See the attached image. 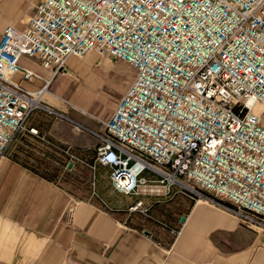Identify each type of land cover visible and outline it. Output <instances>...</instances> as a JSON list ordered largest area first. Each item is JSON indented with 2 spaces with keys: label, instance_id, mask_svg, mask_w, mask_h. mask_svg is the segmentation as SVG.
I'll use <instances>...</instances> for the list:
<instances>
[{
  "label": "built area",
  "instance_id": "1",
  "mask_svg": "<svg viewBox=\"0 0 264 264\" xmlns=\"http://www.w3.org/2000/svg\"><path fill=\"white\" fill-rule=\"evenodd\" d=\"M91 52L136 69L112 112L95 116L101 130L88 128L101 140L94 160L43 139L71 163L109 166L118 191L178 186L264 229V121L254 110L264 104V0H42L24 27L0 35V162L67 59ZM24 55L52 76L21 65ZM17 73L43 84L23 89Z\"/></svg>",
  "mask_w": 264,
  "mask_h": 264
},
{
  "label": "crops",
  "instance_id": "2",
  "mask_svg": "<svg viewBox=\"0 0 264 264\" xmlns=\"http://www.w3.org/2000/svg\"><path fill=\"white\" fill-rule=\"evenodd\" d=\"M41 1L0 0V35L9 24L24 27ZM20 63L52 76L33 57ZM79 63L67 59V72L42 93L44 105L26 120L29 130L0 162V264H264V229L178 186L163 196L118 191L109 166L71 163L43 139L72 147L87 162L96 156L101 140L88 128L101 130L95 116L112 109L97 91L104 71L86 83L77 76ZM14 81L30 91L43 84L21 73ZM149 172L145 177L155 178ZM138 200L145 210L130 209Z\"/></svg>",
  "mask_w": 264,
  "mask_h": 264
},
{
  "label": "rangeland",
  "instance_id": "3",
  "mask_svg": "<svg viewBox=\"0 0 264 264\" xmlns=\"http://www.w3.org/2000/svg\"><path fill=\"white\" fill-rule=\"evenodd\" d=\"M80 62L77 67V76L81 81L86 83H93L92 75L98 71H104V81L97 91H102L103 100L108 105V110H113L117 100L126 92L129 85L136 76V69L129 62L116 57H103L95 52L88 53L82 57L75 56ZM261 119L264 121V104L258 111ZM25 132H20L16 136L14 142L10 145L9 149L17 142ZM143 176H151L148 170L142 173ZM101 187V185H99ZM261 230V228L259 229Z\"/></svg>",
  "mask_w": 264,
  "mask_h": 264
},
{
  "label": "clouds",
  "instance_id": "4",
  "mask_svg": "<svg viewBox=\"0 0 264 264\" xmlns=\"http://www.w3.org/2000/svg\"><path fill=\"white\" fill-rule=\"evenodd\" d=\"M255 100H256V98L254 96L249 97L245 106L248 108H251L253 106V104L255 103Z\"/></svg>",
  "mask_w": 264,
  "mask_h": 264
},
{
  "label": "bare ground",
  "instance_id": "5",
  "mask_svg": "<svg viewBox=\"0 0 264 264\" xmlns=\"http://www.w3.org/2000/svg\"><path fill=\"white\" fill-rule=\"evenodd\" d=\"M41 96L42 95L39 96V99L37 101L41 100ZM262 105L263 104H261V103L256 104L255 107H254V110L258 112L262 108Z\"/></svg>",
  "mask_w": 264,
  "mask_h": 264
}]
</instances>
